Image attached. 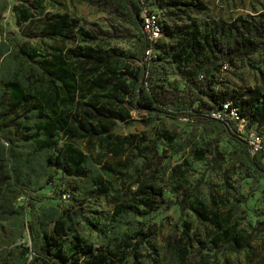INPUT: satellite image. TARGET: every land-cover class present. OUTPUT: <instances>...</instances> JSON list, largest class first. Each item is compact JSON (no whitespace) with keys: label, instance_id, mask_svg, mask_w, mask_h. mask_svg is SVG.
<instances>
[{"label":"trees","instance_id":"16d2710c","mask_svg":"<svg viewBox=\"0 0 264 264\" xmlns=\"http://www.w3.org/2000/svg\"><path fill=\"white\" fill-rule=\"evenodd\" d=\"M82 1L112 8L139 31L130 60L118 48L58 46L57 42L65 43L69 33L78 29V22L67 16L55 15L50 30H38V37L49 39L50 44L42 51L32 47L5 32L2 15L8 1L0 0V264L208 261L210 257L204 253L206 241L197 236L193 224L183 221L179 235L161 247L155 243V229L142 220L167 208L168 188L176 193L177 205L184 214L189 212L198 224L212 228L207 235L213 236V263L218 264L217 257L224 250L238 254L250 248L252 240L264 233V219L247 235L233 232L227 226L239 210L238 205L229 202L226 196L212 195L206 200L196 191L183 188L177 182V178L185 179L183 164L172 167L170 173L165 169L145 176L134 175L128 185L116 188L108 183L114 169L101 165L77 142L97 140L104 151L121 158L129 138L114 135L110 124L130 123L133 114L187 118L214 133L213 147L190 149L198 159L214 160L221 170L220 157L214 152L226 137L235 143L233 164L239 165L245 176L264 179V149L253 152L232 120L212 115L223 112L228 105L227 112L236 108L239 119L248 128L264 125V85L246 89L243 95L228 88H216L221 84L218 74L224 66L232 67L237 60L264 52V8L257 15H240L229 25L222 22L207 32L199 31L195 22L196 29L190 32L167 26L162 37L152 42L143 31L140 17L150 0ZM154 3L173 16L182 12H209L201 0H154ZM47 7V0H18L15 15L26 21L43 16ZM167 37L185 39L184 45L172 50V59L200 95L194 97L191 88L180 90L176 84L180 97L172 105L160 102L159 93L149 84L155 52L170 54L171 48L165 43ZM104 38L101 31L79 33V40L87 44ZM148 49L152 51L151 57L146 55ZM115 61L124 65L111 66ZM199 73L202 80L197 85L193 79ZM88 95H92L90 103L84 101ZM102 98L109 101V106L100 105ZM154 147L151 144L121 164L125 169L123 179L129 176L138 157ZM170 147L175 152L182 149L175 141H171ZM231 176L226 174V184ZM58 179L66 180L68 186L65 189L64 184L57 186ZM53 185L60 188L59 201L67 202L61 195L68 194L67 200L71 199L72 205L38 206L48 198L46 189ZM100 197L113 199V208L105 215L95 211L96 220H89L86 206ZM83 228L95 232L97 239L85 236ZM27 231L32 236L31 246L17 245ZM146 244L150 252L142 253Z\"/></svg>","mask_w":264,"mask_h":264},{"label":"rangeland","instance_id":"374dc122","mask_svg":"<svg viewBox=\"0 0 264 264\" xmlns=\"http://www.w3.org/2000/svg\"><path fill=\"white\" fill-rule=\"evenodd\" d=\"M7 1L8 8L2 15V23L6 28L5 32L41 51L47 44H50V40L45 37H38V30L41 28L45 29L44 31L50 30L54 16L58 15L67 16L70 20L75 19L78 22V29L69 33L70 38L65 43L61 41L57 42L58 46L65 49L77 46L95 49L102 48L103 50L118 48L126 54L127 61L130 60L129 57L133 54L135 36L139 31L129 22L120 18L112 8L106 7L104 9L97 4L82 0H47L48 7L43 16L31 17L25 21L18 19L15 15V6L18 0ZM201 1L207 4L209 9L208 14L178 12L179 14L173 16L169 13V10L159 9L154 0L149 1L148 9L161 14L165 30L168 26L175 31L188 29L190 32L196 29L194 27L195 22L198 24L197 29L199 31L207 32L222 22L225 25H229L233 19H236L240 15H257L253 6L260 8L262 3H264V0H251L252 2L247 7L246 5L243 7L244 10L250 12H236L230 11V9H234L238 0ZM252 3H255V5L252 6ZM219 4H226L227 8H224V5L218 6ZM238 5L241 6L242 4L239 2ZM79 31H88L94 34L97 31H101L105 34V38L101 42L87 44L79 40ZM165 43L171 48L170 54L164 55L160 50L158 53L155 52L154 57L156 58V62L149 78V84L159 93L160 102L164 105H172L177 102L180 95L176 91V84L179 85L180 90H183L185 87L191 88L194 97H199L197 89L189 83L191 79L181 75L172 59V50L176 46L184 45L185 39L167 37ZM123 65V63L115 61L111 66L122 67ZM104 69L105 67L102 71ZM200 76L199 73L193 79L197 85L202 80ZM218 77L221 84H218L216 88H228L235 92L236 95H243V92L249 88H253L254 90L259 88L261 85H264V52H258L248 58L237 60L232 67L224 66ZM91 97L92 95H88L84 101L92 102ZM100 105L109 106V101L102 98ZM132 118L133 121L130 123L117 121L109 125L114 135L129 138L128 143L123 147L124 153L121 158L104 151V148L101 147L97 140L88 141L87 139H82L77 142L80 148L95 157L101 165L114 169L115 173L112 179L108 181L109 185L121 188L128 185L134 175L145 176L149 173H157L165 169L167 173H170L172 167L183 164V167L186 168L185 179L182 177L177 178V182L183 185V188L196 191L206 200L210 199L212 195L226 196L229 202L238 205L239 210L231 216L229 225L227 226L233 232L247 235L264 219V179L245 176L240 170V166L233 164L235 143H230L226 137L222 138L218 148L214 152L220 157L222 164V168L219 170L214 160L205 159L202 161L197 158L195 153L190 151L193 147L206 150L214 145V133L208 132L202 124H196L187 118H154L137 114H133ZM233 122L242 135H246L251 131L258 133L262 137L264 144V125H255L248 128L245 122H236L234 120ZM93 124L100 126L98 122H93ZM171 141L182 145V149L179 152H175L174 148L170 147ZM151 144H154L155 147L138 157L137 163L128 172L129 176L123 179L125 169L121 164L127 163L140 150L148 148ZM98 155H102L103 158H99ZM226 174H232L231 178L228 179V184H226ZM56 184L57 186L64 184L62 189L68 186L67 181L63 179L56 180ZM58 190L60 188H55L54 185L48 187L46 189L48 198L38 206L72 205L73 201L71 199L67 200V202L59 201ZM165 196L167 201L166 209H161L155 214L142 218V220L155 229V243L161 247H165L174 235H179L183 230V221H188L193 224L194 232L197 236L205 240L207 244L204 253L208 254L210 259L202 261L199 264H215L211 256L214 248L211 242L213 236L207 235L212 228L198 224L190 216L189 212L184 214L177 205L176 193L171 192L169 188L165 191ZM113 204L114 201L111 198L100 197L97 200H93L86 206L89 220H96V215L93 213L95 211L105 215L113 208ZM82 231L85 236L97 239L96 233L89 228H83ZM31 243L32 236L27 231L24 239L16 244L30 247ZM148 246L146 244L142 247V253L150 252ZM217 261L218 264H264V233L252 240L250 248L238 254L224 250L218 255Z\"/></svg>","mask_w":264,"mask_h":264},{"label":"built area","instance_id":"2783aa9c","mask_svg":"<svg viewBox=\"0 0 264 264\" xmlns=\"http://www.w3.org/2000/svg\"><path fill=\"white\" fill-rule=\"evenodd\" d=\"M140 17L142 19L143 31L145 32L147 37L152 42H157L162 37V35L164 33V24H163V21L161 18L162 17L161 14L158 13L157 11L144 9ZM146 55H147V57L152 56L151 49H148L146 51ZM227 110H228V105H225L223 112L213 113L212 115L215 118H220L221 120L227 118V119H230L232 121L234 120L236 122L237 121L244 122V121L239 119L240 116H239L236 108H232L229 112H227ZM245 136H246L248 142L250 143V145L252 146L253 152L264 149L262 137L258 133L251 131L250 133L246 134ZM67 198H68V194L61 195V199L63 201H67Z\"/></svg>","mask_w":264,"mask_h":264},{"label":"crops","instance_id":"0c3cea01","mask_svg":"<svg viewBox=\"0 0 264 264\" xmlns=\"http://www.w3.org/2000/svg\"><path fill=\"white\" fill-rule=\"evenodd\" d=\"M242 4L241 6L238 5L239 2ZM236 2V5L234 6V9L231 8L230 11H239V12H250L248 10H244V6L246 5V7L252 2L251 0H238ZM225 2V1H224ZM223 2V3H224ZM206 4V3H205ZM224 5V6H223ZM219 4L218 6H223L224 8H227L226 4ZM255 5V3H252V6ZM255 8V13L256 14H259L263 11V8H264V3H262V6L260 8H257L256 6H253ZM227 11V10H226ZM239 15V14H238Z\"/></svg>","mask_w":264,"mask_h":264}]
</instances>
